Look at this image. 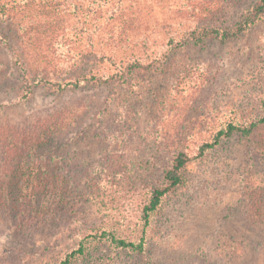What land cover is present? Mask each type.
<instances>
[{
  "label": "rangeland",
  "instance_id": "374dc122",
  "mask_svg": "<svg viewBox=\"0 0 264 264\" xmlns=\"http://www.w3.org/2000/svg\"><path fill=\"white\" fill-rule=\"evenodd\" d=\"M257 1L55 0L63 17L52 29L44 5L23 21L0 14V264H61L82 243L71 264H264V124L187 166L151 216L143 255L97 238L138 243L178 153L264 118V16L225 43L190 38L232 27ZM24 27L55 29L77 66L44 74L24 55ZM135 63L149 70L129 74ZM85 73L106 81L44 82ZM16 134L26 157L9 154Z\"/></svg>",
  "mask_w": 264,
  "mask_h": 264
},
{
  "label": "trees",
  "instance_id": "16d2710c",
  "mask_svg": "<svg viewBox=\"0 0 264 264\" xmlns=\"http://www.w3.org/2000/svg\"><path fill=\"white\" fill-rule=\"evenodd\" d=\"M3 0H0L2 3ZM24 3L20 1L15 3L14 7H7L6 4H0V14L2 15H10L11 18H18L23 21L25 18L33 17L36 13V8L39 10L41 5H44L48 9L43 12V15L46 17L45 24L52 29L54 23L60 26L61 18L63 17V11L61 9L60 3H56L55 0H23ZM264 16V0H258L253 9L248 11L238 22L232 27H226L224 29H202L200 31L192 32L190 38L194 44H202L209 38H215L216 40L225 43L228 42L241 34H244L249 28L256 25L258 21L262 19ZM27 26V25H26ZM30 26H34L30 24ZM34 28V27H33ZM33 28L20 29L22 31L23 38L25 40L27 38V43H25L26 48L23 47L24 55L27 56L33 64L36 66H40V68L44 71V74L55 73L57 74L59 71L72 70L77 64L71 60L70 55L72 54L71 49H67V52L64 53L62 48L57 47L59 43H53L56 40V34L53 29L52 32L48 33L43 30H35ZM57 31V30H56ZM54 33V35H52ZM148 71L149 66L142 65L141 63H135L130 65L129 74H134L140 71ZM89 73L83 74L77 82H70L67 84H62V82L53 81L51 79H44V82L51 85L53 88L57 90H66L70 87H78L80 86L81 81L86 82H100L103 83L106 79L99 78L96 76L89 77ZM26 81V94L23 95V98H27L31 93V84L27 77ZM262 110L264 113V101L262 102ZM264 124V118H262L257 123H252L249 125H236L234 123H229L226 128L220 130L214 140L211 143H205L199 149V153L191 156L188 152H180L178 153L170 166L164 173V181L165 184L161 187H157L152 192V197L149 204L144 208V231L141 239L138 243L127 241L125 239H118L114 235H110L108 233H103L101 237L97 238H106L109 237L111 242L119 248L131 251L138 255H143L146 251V230L150 226L151 216L160 208L163 200L167 198L174 190L180 187L184 182V171L187 166L193 162L194 160H198L203 157L208 151L213 150L216 146L219 145L221 139L223 137L230 138L233 135L239 134L243 137H250L256 131L259 125ZM2 136V135H0ZM40 136V135H39ZM39 136L37 139H39ZM9 143V154L12 156L16 155L17 152L19 154H23V157L29 155L27 149L28 146L27 138L25 135L16 134ZM21 146H18L20 143ZM3 142V141H2ZM22 150V151H20ZM27 151V152H26ZM10 156V155H9ZM13 165L12 167H15ZM2 173L0 171V191L1 193L5 189L6 182L5 178H2ZM6 176V175H5ZM86 246L82 243L80 247L71 252L65 260L61 264H71L77 256H81L85 253Z\"/></svg>",
  "mask_w": 264,
  "mask_h": 264
}]
</instances>
